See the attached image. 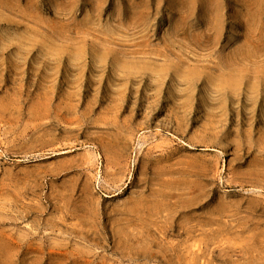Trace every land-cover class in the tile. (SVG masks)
Returning a JSON list of instances; mask_svg holds the SVG:
<instances>
[{"label": "rangeland", "instance_id": "374dc122", "mask_svg": "<svg viewBox=\"0 0 264 264\" xmlns=\"http://www.w3.org/2000/svg\"><path fill=\"white\" fill-rule=\"evenodd\" d=\"M0 264H264V0H0Z\"/></svg>", "mask_w": 264, "mask_h": 264}]
</instances>
